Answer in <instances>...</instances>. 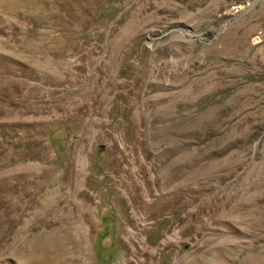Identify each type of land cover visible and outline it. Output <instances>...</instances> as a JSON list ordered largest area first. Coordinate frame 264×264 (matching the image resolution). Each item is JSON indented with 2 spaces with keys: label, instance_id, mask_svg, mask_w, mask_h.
<instances>
[{
  "label": "rangeland",
  "instance_id": "rangeland-1",
  "mask_svg": "<svg viewBox=\"0 0 264 264\" xmlns=\"http://www.w3.org/2000/svg\"><path fill=\"white\" fill-rule=\"evenodd\" d=\"M6 1L0 167L29 156L90 197L87 262L131 264V240L149 264H264V0ZM249 199L257 226L231 224Z\"/></svg>",
  "mask_w": 264,
  "mask_h": 264
},
{
  "label": "bare ground",
  "instance_id": "bare-ground-1",
  "mask_svg": "<svg viewBox=\"0 0 264 264\" xmlns=\"http://www.w3.org/2000/svg\"><path fill=\"white\" fill-rule=\"evenodd\" d=\"M12 1L13 0H7L6 2H12ZM2 2L4 3V1H2ZM2 2H0V3H2ZM7 5H9V3H7ZM20 5H17V6H19V8H20ZM4 6H5V3H4ZM0 7H1V5H0ZM11 7L15 8L14 4L11 5ZM4 9H7V7ZM8 11H9V9H8ZM170 117H171V115H170ZM164 118H166V115ZM167 119H166V121H167ZM43 151L44 150L40 151V154L41 153H43V154H41L39 156L41 157L42 161H46L45 160L46 154H44ZM34 154H32L31 156L33 157ZM29 159H30L29 156L17 157V159H10L8 161L7 165H5V166L1 165L2 167H0V227L2 228L4 233L10 232V233L14 234V237L12 239V242H14L12 245L13 246L12 247V253H14L13 255L16 257L15 259H17V260L20 259V260L24 261L23 262L24 264H89L87 262V259H86V257H87L85 254L86 252H84L85 247L83 245V241H84L83 237L86 236V233L89 231V228H90V222H91L90 221L91 209H90V204H89L90 197L85 196L83 194V192H81L79 195H77L79 198V196L82 194L80 196V197H82V199L79 200L77 198V196H75L76 190H75V188L73 189V187L71 188L69 180H68V182H65V180L62 176L56 177V175H54L56 171H54L52 168L48 169V168L42 167L40 165H35V164H30V163L26 164L25 162L26 161L28 162ZM16 166H18V167L15 168ZM57 173H59V172H57ZM258 179L260 182L259 181L258 182L255 181V182H257L259 184L262 183L263 179L262 180H260V178H258ZM72 180H73L72 182H74L73 185L77 186L80 184V180H78L77 178H75V179L73 178ZM254 180H256V179H254ZM168 181H169L168 179L167 180L165 179L164 183L165 184L171 183L170 181L168 183ZM122 182L123 181H121V183ZM136 183H137V181L135 179L134 181H132L129 184L128 187L126 184L124 185V189L126 190L125 194H129L130 200L133 197V195L135 196V198L137 197V195H135V193H136L135 191L137 190V187L139 185L138 186L134 185ZM130 185H133V186H130ZM243 186H245V184ZM246 186H247V184H246ZM261 186H259V187L261 188ZM249 188H251V186H249ZM260 188H257V189H260ZM247 189H248V186H247ZM242 190H244V189H242ZM239 191H241V190H239ZM239 191H237V192H239ZM190 192H191V190H190ZM187 194H189V193H187ZM242 194H243V192H242ZM253 194H255V192ZM233 195H236V194L234 193ZM250 196H251V193H250ZM189 199H190V197H189ZM252 199H253V197H252ZM243 200H242V203L236 204V205H234L228 209L226 206L223 207L225 209L224 212L227 211L226 217L229 215L227 220H229L231 222V224H232V222L234 223L235 222L234 219H235L236 214L234 217L232 215L234 213H238L240 211V208H241L245 212L247 211V214L251 217L247 222L250 225H253V224L256 225V223H255L254 219H252V217H254L256 215L257 202L252 201L250 199L247 201L245 200L244 202H243ZM190 201L191 200H189V206H190ZM229 201L231 202L230 199H229ZM238 201H237V203H238ZM233 202H234V199H233ZM239 202H241V200ZM182 204H184V203H182ZM128 206H129V204H128ZM186 206H187V204H186ZM220 207H219V209H220ZM258 208L260 209V207H258ZM263 208H262V210H264ZM261 211H258V215L260 214L259 212H261ZM219 212H220V210H219ZM191 213H189V214H191ZM243 213L244 212H242V214ZM237 215L241 216V214H237ZM140 218H142L141 215H140ZM189 218H190V216H189ZM262 218H260V219H262ZM237 219H240V218H237ZM255 220H256V218H255ZM240 221H242V220H240ZM247 222H245V224H243V225H246ZM239 223L241 224L243 222H239ZM239 223L237 222V224H239ZM250 225H247V226L249 227ZM258 226H261V225L259 224ZM252 228H253V226L251 227V229ZM254 228H255V226H254ZM139 231H141V230H139ZM16 236H21L20 238L18 237L16 240L20 239L22 241L23 245H18V242L17 243L15 242ZM22 237L25 239L24 241H23ZM4 242H5V240H4ZM129 242L131 243L130 245L132 246L131 250L130 251L128 250V255L130 256V259L133 260V262H132V260H131V262L134 264H149L148 260L146 258V253L144 251H142V249H139L142 246L140 245L141 247L138 246L139 247L138 248L135 242H134L135 244L131 240H129ZM15 244H17V245H15ZM8 249L10 251V248H8ZM78 254L82 255V259H80V260L75 259V255H78ZM3 255H4V253H3ZM152 255H154V254H152ZM148 256H149V254H148ZM259 264H260V262H259Z\"/></svg>",
  "mask_w": 264,
  "mask_h": 264
}]
</instances>
